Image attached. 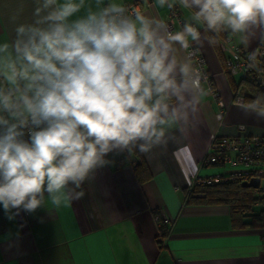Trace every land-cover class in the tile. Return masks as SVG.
Masks as SVG:
<instances>
[{
    "label": "clouds",
    "instance_id": "clouds-1",
    "mask_svg": "<svg viewBox=\"0 0 264 264\" xmlns=\"http://www.w3.org/2000/svg\"><path fill=\"white\" fill-rule=\"evenodd\" d=\"M154 6L185 11L179 30L126 0H19L0 36V207L9 220L50 215L81 198L111 156L148 154L183 133L208 95L194 60L205 40L236 37L256 67L264 0ZM236 106L264 119V93Z\"/></svg>",
    "mask_w": 264,
    "mask_h": 264
},
{
    "label": "crops",
    "instance_id": "crops-1",
    "mask_svg": "<svg viewBox=\"0 0 264 264\" xmlns=\"http://www.w3.org/2000/svg\"><path fill=\"white\" fill-rule=\"evenodd\" d=\"M18 3L0 0V36L11 30L8 18ZM142 9L168 17L169 10L154 6V1ZM180 11L185 19L187 13ZM225 36L233 40L230 46L239 44L236 37ZM257 46L253 42L251 49ZM199 51L226 107L223 124L208 94L198 118L183 133L148 154L111 156L114 163L85 182L82 197L67 206L50 215L44 209L21 213L13 220L0 207V264H264V229H233L226 205L185 204L195 178L220 173V167L202 163L214 138L238 135L240 125L244 135L264 136V119L236 106L249 92L241 94L242 77L236 80L237 75L225 72L231 55L221 51L222 60L208 40ZM140 165L151 174L144 183L136 176ZM155 216L170 223L157 225ZM162 226L169 235L160 246Z\"/></svg>",
    "mask_w": 264,
    "mask_h": 264
},
{
    "label": "built area",
    "instance_id": "built-area-1",
    "mask_svg": "<svg viewBox=\"0 0 264 264\" xmlns=\"http://www.w3.org/2000/svg\"><path fill=\"white\" fill-rule=\"evenodd\" d=\"M153 1L134 0L129 5L133 9H137L142 8L144 5H149ZM167 20L172 24L174 30H179L180 24L184 20L180 8L177 7L174 11L169 10ZM231 41L233 40L225 38L224 40H220L219 44L220 50L223 53L231 55L225 60V72L231 76L241 75L243 82L264 92V44H259L256 47L258 63L256 67L252 68L248 66L250 63L247 59L249 50L237 43L230 46ZM194 60L197 67L204 72L207 78L205 88L217 104L216 119L220 124H223L226 107L220 93L215 88L213 76L207 70L206 61L200 51L195 54ZM238 100L245 101L242 98H238L236 101ZM244 131L245 127L240 125L238 126V135L231 137L218 136L214 138L202 162L204 166H228L233 170L229 173H219L206 178H195L192 181L190 189L196 184L214 185L237 179H241L246 183L252 179H259V189L264 190V136L244 135L242 134ZM137 164H139L138 160L133 161L134 167ZM238 168H243V170H238ZM154 220L157 225L170 223L169 219L165 218L162 220L159 216H155Z\"/></svg>",
    "mask_w": 264,
    "mask_h": 264
},
{
    "label": "trees",
    "instance_id": "trees-1",
    "mask_svg": "<svg viewBox=\"0 0 264 264\" xmlns=\"http://www.w3.org/2000/svg\"><path fill=\"white\" fill-rule=\"evenodd\" d=\"M209 36L211 39L210 33ZM225 38V34L221 33L212 42L215 51L222 57V60L224 58L219 44L220 40H224ZM247 85L250 88L246 101H251L260 93H264L250 84ZM136 176L140 183L151 179V174L142 165L136 168ZM243 184L244 182L241 179L214 185L196 184L189 189L185 204L206 206L226 205L230 210L231 226L233 229H264V190L261 188H245ZM168 235V228L165 226L159 228L157 242L160 246L163 245Z\"/></svg>",
    "mask_w": 264,
    "mask_h": 264
},
{
    "label": "rangeland",
    "instance_id": "rangeland-1",
    "mask_svg": "<svg viewBox=\"0 0 264 264\" xmlns=\"http://www.w3.org/2000/svg\"><path fill=\"white\" fill-rule=\"evenodd\" d=\"M236 80H240L241 79V75H237L236 76ZM249 88L250 87H248V85L245 83V82H243V84H242V90H241V94H243V93H246L247 92V95H248V92H249ZM243 92V93H242ZM233 169L232 168H230V167H228V166H226V167H220V173H229L230 171H232ZM238 170H243V168H238ZM263 185H264V183H263ZM257 209L259 210V208L257 207Z\"/></svg>",
    "mask_w": 264,
    "mask_h": 264
},
{
    "label": "water",
    "instance_id": "water-1",
    "mask_svg": "<svg viewBox=\"0 0 264 264\" xmlns=\"http://www.w3.org/2000/svg\"><path fill=\"white\" fill-rule=\"evenodd\" d=\"M260 185L259 179H252L249 182H246L243 184V187L245 188H252V189H258Z\"/></svg>",
    "mask_w": 264,
    "mask_h": 264
}]
</instances>
